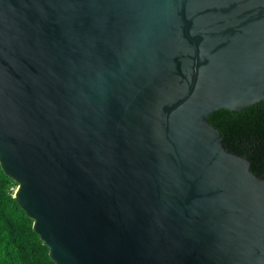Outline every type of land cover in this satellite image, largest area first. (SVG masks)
Masks as SVG:
<instances>
[{"label": "water", "instance_id": "obj_1", "mask_svg": "<svg viewBox=\"0 0 264 264\" xmlns=\"http://www.w3.org/2000/svg\"><path fill=\"white\" fill-rule=\"evenodd\" d=\"M260 101L264 0H0V168L54 264H264L208 120Z\"/></svg>", "mask_w": 264, "mask_h": 264}, {"label": "trees", "instance_id": "obj_2", "mask_svg": "<svg viewBox=\"0 0 264 264\" xmlns=\"http://www.w3.org/2000/svg\"><path fill=\"white\" fill-rule=\"evenodd\" d=\"M208 120L219 129L226 150L245 156L251 171L264 172V101L232 114L212 112ZM15 183L0 168V264H54L47 247L32 230V221L12 197Z\"/></svg>", "mask_w": 264, "mask_h": 264}, {"label": "rangeland", "instance_id": "obj_3", "mask_svg": "<svg viewBox=\"0 0 264 264\" xmlns=\"http://www.w3.org/2000/svg\"><path fill=\"white\" fill-rule=\"evenodd\" d=\"M15 188H16V184H15V185H11V187H10V189H11L13 192H14Z\"/></svg>", "mask_w": 264, "mask_h": 264}]
</instances>
